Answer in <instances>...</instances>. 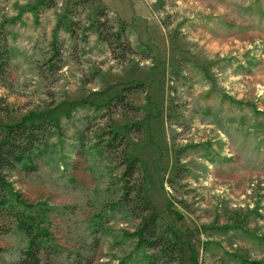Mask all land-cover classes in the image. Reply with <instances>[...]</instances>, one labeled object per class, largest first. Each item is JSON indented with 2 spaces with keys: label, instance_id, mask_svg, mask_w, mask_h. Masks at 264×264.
I'll return each mask as SVG.
<instances>
[{
  "label": "rangeland",
  "instance_id": "374dc122",
  "mask_svg": "<svg viewBox=\"0 0 264 264\" xmlns=\"http://www.w3.org/2000/svg\"><path fill=\"white\" fill-rule=\"evenodd\" d=\"M0 36V122L53 120L34 169L9 172L51 208L66 250L45 263L264 264V0H0ZM130 157L181 256L132 235L149 214L123 203ZM0 227L16 264L28 238Z\"/></svg>",
  "mask_w": 264,
  "mask_h": 264
},
{
  "label": "trees",
  "instance_id": "16d2710c",
  "mask_svg": "<svg viewBox=\"0 0 264 264\" xmlns=\"http://www.w3.org/2000/svg\"><path fill=\"white\" fill-rule=\"evenodd\" d=\"M100 38L112 48L119 44L123 35L124 26L106 36L97 25ZM0 36V71H4L11 50L1 46ZM25 117L14 124L0 122V213L6 212L17 224V227L28 238V245L21 251V256L16 264H47L45 261L52 255L63 253L66 248L59 244L49 229V215L51 208L42 204L32 203L24 199L13 182L9 179V172L21 167L26 170L34 169V162L47 140L53 134L52 119L29 120ZM48 121V122H47ZM117 134H114L109 146L113 145ZM138 157H130L126 162L123 172L124 183L123 203L128 205L131 197L134 205L133 214L140 217L148 213L140 228L132 235L142 248L156 250L161 256L172 258L184 253V243L179 233L173 226L165 223L157 212H153L152 204L144 196L142 182H135L137 187L132 188L127 183L128 177L136 175L140 167ZM2 228L0 227V233ZM4 248L0 245V252ZM170 261V259H168ZM193 264L197 259L192 256Z\"/></svg>",
  "mask_w": 264,
  "mask_h": 264
}]
</instances>
